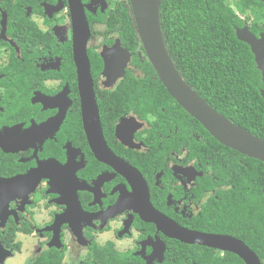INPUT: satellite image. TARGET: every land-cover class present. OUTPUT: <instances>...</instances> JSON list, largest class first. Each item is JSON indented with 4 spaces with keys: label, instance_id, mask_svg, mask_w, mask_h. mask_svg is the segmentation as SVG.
I'll list each match as a JSON object with an SVG mask.
<instances>
[{
    "label": "flooded vegetation",
    "instance_id": "obj_1",
    "mask_svg": "<svg viewBox=\"0 0 264 264\" xmlns=\"http://www.w3.org/2000/svg\"><path fill=\"white\" fill-rule=\"evenodd\" d=\"M162 2L163 36L186 21L213 31L224 11L235 36L244 28L264 34L249 0ZM76 11L88 24V60L91 53L101 61L97 76L90 64L105 143L96 153L74 61ZM114 45L129 59L116 81L103 83L101 55ZM145 63L131 0H0V242L12 260L24 243L32 244L29 256L49 249L50 229L63 216L61 249L73 243L77 257L96 243L144 264L166 256L181 264H248L254 256L264 264V163L222 146L171 104L164 108L160 93L146 105L147 98L120 91L157 87ZM92 121L97 131L93 110ZM157 218L210 237V246L169 237Z\"/></svg>",
    "mask_w": 264,
    "mask_h": 264
},
{
    "label": "trees",
    "instance_id": "obj_2",
    "mask_svg": "<svg viewBox=\"0 0 264 264\" xmlns=\"http://www.w3.org/2000/svg\"><path fill=\"white\" fill-rule=\"evenodd\" d=\"M251 15L256 22L264 24V3L249 0ZM163 2L159 0L160 30L165 29L162 17ZM232 21L224 11L223 17L216 20L213 31H203L199 24L186 21L183 30L162 35L164 45L175 69L192 91H194L211 109L222 115L233 125L242 128L254 137L264 141V100L260 96L263 89L260 72L257 70L250 48L237 40ZM264 30V29H263ZM253 31V30H252ZM91 72L97 76L101 70V61L97 55L89 56ZM139 64V63H138ZM140 65V64H139ZM145 75L154 74L149 63L141 65ZM148 71L150 73H148ZM146 82L138 83L145 85ZM126 85L123 81L121 86ZM133 85V84H132ZM157 87L130 90L135 97H145L146 105L151 96L160 93L163 107L174 106L183 116L193 120L166 93L159 81ZM149 107V106H148ZM14 236L11 237L13 240ZM3 244L7 247L6 238ZM15 251L20 250L16 243ZM6 250V249H5ZM65 248L45 249L28 264H63ZM78 264H144L130 254H118L109 245L93 243ZM163 264H181L166 256Z\"/></svg>",
    "mask_w": 264,
    "mask_h": 264
},
{
    "label": "water",
    "instance_id": "obj_3",
    "mask_svg": "<svg viewBox=\"0 0 264 264\" xmlns=\"http://www.w3.org/2000/svg\"><path fill=\"white\" fill-rule=\"evenodd\" d=\"M131 4L138 35L145 50L148 62L155 71L157 78L167 94L185 113L196 120L203 129L222 146L248 158L264 163V141L254 137L242 128L233 125L223 116L211 109L180 77L168 56L163 42L159 20V0H131ZM74 15L76 33L73 43V53L77 68L84 129L88 135L91 147L96 153L98 150L105 148V143L98 122L90 63L86 53L89 29L87 21L82 13L79 14V11H76ZM236 38L250 48L254 56L256 68L261 74V80L264 85V34L256 38L247 28H244L236 31ZM101 57L103 60V70L99 77L100 80L103 83L112 80L113 82L116 81L120 73L124 71L128 62L129 56L127 52L120 49L119 46L114 45L111 49L104 52ZM261 97L264 99V90L261 91ZM92 110L95 112V118L97 120V131L92 121ZM136 174L139 176L137 172H135V175ZM34 175L39 177V171ZM19 180H22V178L7 182L15 185ZM2 185L3 182L0 181V188ZM154 216L160 217L156 212H154ZM157 219L154 220V222L159 229H169V237L186 244L210 246L208 243L211 240L210 237L187 234L180 228L174 226L171 222L164 220L165 218L163 221L159 218ZM63 221V216L59 217L50 229L54 232V235L51 242L48 244V248L61 250L62 244L59 233ZM77 237L80 236L77 235ZM82 246L89 247L88 244L85 243H83ZM11 254V251L5 250L0 242V262L11 257ZM243 258L245 261L250 259L249 262L247 261L248 264H258V260L254 256L247 259L246 255Z\"/></svg>",
    "mask_w": 264,
    "mask_h": 264
},
{
    "label": "rangeland",
    "instance_id": "obj_4",
    "mask_svg": "<svg viewBox=\"0 0 264 264\" xmlns=\"http://www.w3.org/2000/svg\"><path fill=\"white\" fill-rule=\"evenodd\" d=\"M20 243H21V241H20ZM31 246H32V244H30V243L29 244L24 243L23 248L21 247L20 255L17 254V257L15 260H12L10 257H8L3 262H0V264H10V262H15V264H28V262L33 260L34 258H36V255H37V254H32L31 256H29L31 253V251H30ZM78 250H79L78 247L73 245V243L69 244V248L65 252L63 264H78L80 259L82 257H84V252H83L84 250L80 251L79 252L80 254L77 257ZM25 255H27L29 257L26 258ZM11 256H12V254H11ZM28 258H30V259H28Z\"/></svg>",
    "mask_w": 264,
    "mask_h": 264
},
{
    "label": "clouds",
    "instance_id": "obj_5",
    "mask_svg": "<svg viewBox=\"0 0 264 264\" xmlns=\"http://www.w3.org/2000/svg\"><path fill=\"white\" fill-rule=\"evenodd\" d=\"M230 7H232V5H229ZM233 10L235 11V9L233 8ZM238 14V13H237ZM34 20H36L37 18H33ZM40 21L37 20V23H39ZM10 264H15V262H10Z\"/></svg>",
    "mask_w": 264,
    "mask_h": 264
}]
</instances>
